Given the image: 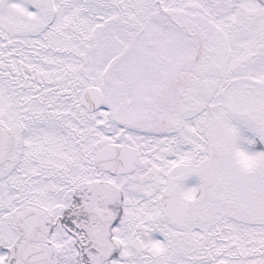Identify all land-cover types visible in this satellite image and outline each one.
Segmentation results:
<instances>
[{
    "label": "snow or ice",
    "instance_id": "6c2138e0",
    "mask_svg": "<svg viewBox=\"0 0 264 264\" xmlns=\"http://www.w3.org/2000/svg\"><path fill=\"white\" fill-rule=\"evenodd\" d=\"M0 264H264V0H0Z\"/></svg>",
    "mask_w": 264,
    "mask_h": 264
}]
</instances>
